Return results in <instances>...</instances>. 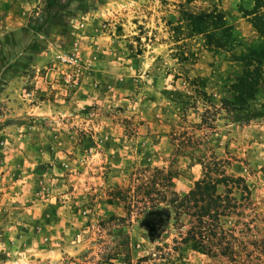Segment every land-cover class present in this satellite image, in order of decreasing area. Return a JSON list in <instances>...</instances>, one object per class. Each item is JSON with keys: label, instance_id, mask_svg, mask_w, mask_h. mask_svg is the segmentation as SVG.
<instances>
[{"label": "rangeland", "instance_id": "374dc122", "mask_svg": "<svg viewBox=\"0 0 264 264\" xmlns=\"http://www.w3.org/2000/svg\"><path fill=\"white\" fill-rule=\"evenodd\" d=\"M213 11L228 48L186 29ZM263 26L264 0H0V264H264V84L249 122L221 109ZM221 171L253 201L228 256L142 215L169 173L182 196Z\"/></svg>", "mask_w": 264, "mask_h": 264}, {"label": "trees", "instance_id": "16d2710c", "mask_svg": "<svg viewBox=\"0 0 264 264\" xmlns=\"http://www.w3.org/2000/svg\"><path fill=\"white\" fill-rule=\"evenodd\" d=\"M186 16V29L190 36H203L205 45L210 50L228 48L235 41L233 26L228 25L225 17L219 12L213 11L199 15L189 13ZM255 27L263 29L259 24H256ZM258 54L254 58L251 54L243 58V72L231 88L232 99L221 101V109L232 114V118L236 122H249L254 118L249 114V105L256 99L264 84V50ZM177 79L176 75L175 80ZM196 79L200 84L198 87L201 88L200 97H207L205 81L202 78ZM208 112L206 109L202 117L205 118ZM157 172L163 174L164 171L157 170ZM219 174L220 178L215 182H197L187 194L181 196L173 189L174 177L172 173H169L167 175L168 189L164 193H159L162 195L161 200L163 201L147 207L142 215L144 217L146 215L152 217L167 215L168 220L171 219L172 214H174L175 220L186 216L188 229L183 235L184 241L192 242L196 250H201L207 255L228 256L230 251L233 252L235 241L240 239L231 235L227 243V237L223 235L225 232L223 220L231 218L233 221L235 218L236 225L248 227L249 218L246 211L253 207V201L251 190L244 178L229 176L225 171H221ZM220 185L226 188L225 193L218 191ZM237 193L239 196H236ZM150 194L149 196H151ZM162 203L163 207H161ZM254 219L251 221L254 222ZM161 231L159 228L152 231V238L156 239ZM242 238H245V235ZM242 238L241 241H243ZM225 241L227 247H224Z\"/></svg>", "mask_w": 264, "mask_h": 264}]
</instances>
